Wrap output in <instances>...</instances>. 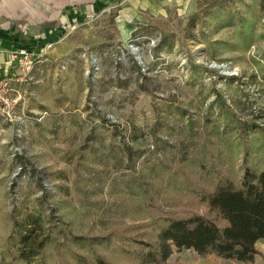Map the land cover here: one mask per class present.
I'll return each instance as SVG.
<instances>
[{
    "label": "rangeland",
    "instance_id": "obj_1",
    "mask_svg": "<svg viewBox=\"0 0 264 264\" xmlns=\"http://www.w3.org/2000/svg\"><path fill=\"white\" fill-rule=\"evenodd\" d=\"M34 48L0 50V264H131L121 237L264 164V0H111Z\"/></svg>",
    "mask_w": 264,
    "mask_h": 264
},
{
    "label": "trees",
    "instance_id": "obj_2",
    "mask_svg": "<svg viewBox=\"0 0 264 264\" xmlns=\"http://www.w3.org/2000/svg\"><path fill=\"white\" fill-rule=\"evenodd\" d=\"M244 163L239 181L228 175L214 179L212 190L198 200L204 214L151 217L146 227L155 232L147 236L149 240L123 236L117 241L118 252L131 264H166L183 250L254 264L260 255L255 245L264 240V164L258 168L249 166L247 159ZM80 264L90 263L80 257ZM94 264L114 263L96 255Z\"/></svg>",
    "mask_w": 264,
    "mask_h": 264
},
{
    "label": "crops",
    "instance_id": "obj_3",
    "mask_svg": "<svg viewBox=\"0 0 264 264\" xmlns=\"http://www.w3.org/2000/svg\"><path fill=\"white\" fill-rule=\"evenodd\" d=\"M110 1L0 0V50L17 47L34 51V47L55 40L69 21ZM259 244L264 246V240L256 243L257 249Z\"/></svg>",
    "mask_w": 264,
    "mask_h": 264
},
{
    "label": "built area",
    "instance_id": "obj_4",
    "mask_svg": "<svg viewBox=\"0 0 264 264\" xmlns=\"http://www.w3.org/2000/svg\"><path fill=\"white\" fill-rule=\"evenodd\" d=\"M18 54H19V55L21 56V58H23V60H24V64H22V67H23L22 70H24V69L26 68V64H27V62H28V64H29V62L31 61L30 57H31V55H32V52H30V51H28V50H26V49H20L19 52H18Z\"/></svg>",
    "mask_w": 264,
    "mask_h": 264
}]
</instances>
